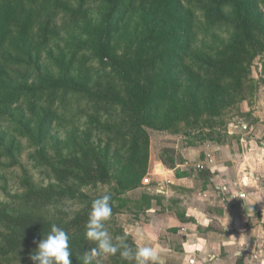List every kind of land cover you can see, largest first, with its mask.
Wrapping results in <instances>:
<instances>
[{
	"label": "rangeland",
	"instance_id": "374dc122",
	"mask_svg": "<svg viewBox=\"0 0 264 264\" xmlns=\"http://www.w3.org/2000/svg\"><path fill=\"white\" fill-rule=\"evenodd\" d=\"M126 2L131 3L130 14L121 19L119 27L108 32L109 44L103 54L95 44L97 33L105 28L107 4L103 2L85 6L87 13L83 20L55 38L39 55L33 52V78L29 82L47 75L72 87L110 89L115 94L95 99L71 90L65 105L45 103L6 111L10 124L0 125L2 205L17 213L67 222L85 206L81 193L91 198L113 194L115 205L122 204L107 223L115 237L127 232L122 223L125 218L120 214L139 215L136 210L140 205L131 203L129 197L138 199L149 188L158 189L157 193L162 191L157 182L162 173L158 168L164 164L161 157L168 162L174 157L180 162L183 148L243 143L241 139H258L262 146L264 0L224 3L225 8L218 16L214 12L221 3L213 0L212 19H207L208 13L201 6L183 7V0ZM238 10L247 15L251 40L242 33ZM143 18L185 21L180 27L185 37L161 44L157 49L165 53L152 73L160 88L152 94L137 126L124 112L131 84L119 77L113 60L133 56L143 36ZM169 56L180 59L171 72L173 63L163 67L166 66L163 62L170 61ZM240 147L241 152L247 150L242 144ZM69 159H77L78 164L69 168L65 164ZM98 160L108 169L110 181L96 176ZM60 169H68L71 174L62 176ZM31 187L52 192L70 189L75 194L42 207L28 208L23 200ZM9 233V228L0 223V246ZM127 233L128 242L135 247L134 236ZM37 246L38 242L0 258V264H33L30 255ZM79 247L74 246L71 254L92 248L88 241ZM98 261L126 262L119 253L98 257L93 264Z\"/></svg>",
	"mask_w": 264,
	"mask_h": 264
},
{
	"label": "trees",
	"instance_id": "16d2710c",
	"mask_svg": "<svg viewBox=\"0 0 264 264\" xmlns=\"http://www.w3.org/2000/svg\"><path fill=\"white\" fill-rule=\"evenodd\" d=\"M232 1L218 0L221 5L219 4V10L214 13L217 16L221 15L225 4ZM239 1L243 2V0ZM94 2L107 4L105 28L97 33L98 41L95 43L98 46L97 50L103 54L109 44L108 32L119 27L121 19H126L130 14L131 3L127 4L126 0H0V125L8 126L10 122L5 112L19 106L35 108L45 103L65 105L71 90L95 99H105L110 97L109 95L114 97L115 93L110 89L91 90L85 87H72L69 83H63L62 80L53 79L47 75L41 78L37 77V81L33 79L29 82L33 78L31 65V60L35 56L33 52L39 55L55 38L66 33L77 22L83 20L87 13L84 7ZM212 3L213 0H183L182 6L191 5L192 9L201 6L208 13L207 19H212ZM237 4L241 5L242 3L238 2ZM166 5H169L168 1ZM237 12L242 33L246 39L251 40L247 15H241L239 10ZM184 23L185 21L173 23L170 19L143 18V36L133 56L113 60L119 77L127 84H131L130 96L125 103L124 112L132 121H136L137 126L140 125L139 120L148 109L152 94L158 87L160 88L159 81L152 73L156 69L157 62L162 61L165 53L157 51V49L161 44L181 41L185 37L180 32L181 24ZM178 44L180 43L178 42ZM169 57L170 61L163 62L166 65L163 67L167 68L170 63H173L169 70L171 72L177 68L176 65L180 59ZM61 90L66 91L61 92ZM161 160L170 168H174L178 163L174 157L170 158L169 162L162 157ZM97 162L96 176L102 181H110L111 176L108 169L102 161L98 160ZM65 164L71 168L78 164V161L69 159ZM59 173L62 176H67L71 174V171L60 169ZM71 194L75 193L70 189L52 192L50 189L38 190L31 187L23 201L28 208H38ZM110 195L112 196L114 215L121 210L122 204L115 205L116 197L113 194ZM80 196L85 198V206L67 222L47 219L44 216L17 213L10 206L0 203V223L6 225L10 230L4 245L0 246V258H6L28 245L39 242L43 239V234L48 233L51 224L62 227L68 233L71 253L74 246L78 249L80 244H87L85 232L91 204L94 199L102 195L91 198L81 193ZM143 203L141 201L138 210L143 209ZM147 205L149 206L150 203ZM128 239L130 240L129 234ZM88 242L92 248L95 247L92 242ZM83 253L78 250L71 254L72 264H82ZM97 264H103V262L98 261ZM124 264H128V262L126 261Z\"/></svg>",
	"mask_w": 264,
	"mask_h": 264
},
{
	"label": "crops",
	"instance_id": "0c3cea01",
	"mask_svg": "<svg viewBox=\"0 0 264 264\" xmlns=\"http://www.w3.org/2000/svg\"><path fill=\"white\" fill-rule=\"evenodd\" d=\"M241 140L181 149L174 168H158L160 193L129 197L143 209L120 214L122 223L134 237L144 232L141 243L159 250L161 264H189L190 257L196 264H264V138L261 147L258 139ZM238 191L246 198L231 197Z\"/></svg>",
	"mask_w": 264,
	"mask_h": 264
},
{
	"label": "clouds",
	"instance_id": "9594fccd",
	"mask_svg": "<svg viewBox=\"0 0 264 264\" xmlns=\"http://www.w3.org/2000/svg\"><path fill=\"white\" fill-rule=\"evenodd\" d=\"M112 196L104 194L93 200L88 222L86 224L85 239L95 247L85 252L82 264H93L98 257L115 256L119 253L122 260L129 264H160V254L156 247L142 244L145 239L140 229L135 233V247L128 242V233L113 237L107 223L113 215ZM248 211L254 212L253 207ZM241 243L243 240L241 239ZM70 237L60 226L51 224L50 230L38 242L37 248L30 255L33 264H72L70 259Z\"/></svg>",
	"mask_w": 264,
	"mask_h": 264
},
{
	"label": "built area",
	"instance_id": "2783aa9c",
	"mask_svg": "<svg viewBox=\"0 0 264 264\" xmlns=\"http://www.w3.org/2000/svg\"><path fill=\"white\" fill-rule=\"evenodd\" d=\"M197 168H198V169H202V166H201V165H197ZM242 185H243L244 187L249 186V182H248V179H247V178L244 177V178L242 179ZM231 197L234 198V199H236V198H242V199H245V198H246V193H245L244 191H238V192H236V193L231 194ZM189 264H196V260H195L194 257H190V258H189Z\"/></svg>",
	"mask_w": 264,
	"mask_h": 264
},
{
	"label": "water",
	"instance_id": "95a60500",
	"mask_svg": "<svg viewBox=\"0 0 264 264\" xmlns=\"http://www.w3.org/2000/svg\"><path fill=\"white\" fill-rule=\"evenodd\" d=\"M160 263H162V260L160 259Z\"/></svg>",
	"mask_w": 264,
	"mask_h": 264
}]
</instances>
